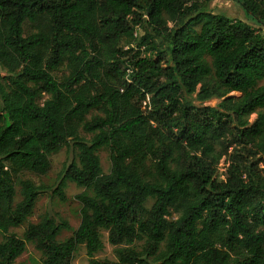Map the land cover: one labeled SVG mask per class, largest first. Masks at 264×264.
Segmentation results:
<instances>
[{
	"label": "trees",
	"instance_id": "16d2710c",
	"mask_svg": "<svg viewBox=\"0 0 264 264\" xmlns=\"http://www.w3.org/2000/svg\"><path fill=\"white\" fill-rule=\"evenodd\" d=\"M211 1L0 0V264L27 241L43 264L81 244L89 264H264V0H232L236 17ZM64 146L54 191L86 188L78 228L9 233L45 191L21 178L16 202V179ZM103 231L115 260L95 257Z\"/></svg>",
	"mask_w": 264,
	"mask_h": 264
},
{
	"label": "rangeland",
	"instance_id": "374dc122",
	"mask_svg": "<svg viewBox=\"0 0 264 264\" xmlns=\"http://www.w3.org/2000/svg\"><path fill=\"white\" fill-rule=\"evenodd\" d=\"M210 9L215 13H223L231 17L239 16V11L236 4L232 0H212L210 3ZM200 24L195 25L196 29H199ZM30 29V25H26V30ZM66 70L62 67L55 74L57 78L61 79L65 74ZM5 71L0 66V75L3 76ZM264 83V79L261 84ZM230 95H239L237 92H233ZM195 96V94L193 95ZM221 99L214 98L207 101H197L194 103L198 105H211L216 106L219 104ZM264 110V109H263ZM256 114H251L250 122H254ZM82 135L90 138V134L82 132ZM103 171L108 173L111 168L110 161V151L108 148H101L98 151ZM71 153H68L66 146L60 149L58 152L50 155L51 167L46 174L38 175L29 171H24L18 179H16V190L17 197L16 202L21 199L20 195V183L19 179H31L36 184L45 187V191L42 192L33 208L31 215L28 216L26 221L19 226H12L9 228V233H15L19 237H23V233L27 228L29 223L38 222L42 217L49 216L55 218L58 222L66 221L69 225L68 228H62L59 234V239L64 240L70 237L73 232L78 228L81 222V208L82 204L76 197L78 194L86 191V188L78 186L75 182L66 179L65 185L63 187L65 193V199L62 200L54 191L59 177H61L62 170L69 163ZM224 160L221 161L218 170L217 177L219 179L223 178L224 171ZM92 193V191H90ZM152 200L148 203L151 205ZM5 239V234L0 232V242ZM102 239L104 242V247L95 254L98 259H110L115 260L114 246H112L108 241V232H102ZM89 256L86 252L85 245L81 244L78 246L74 254L73 264H89ZM14 264H43L41 251L30 241L26 242L25 251L16 259Z\"/></svg>",
	"mask_w": 264,
	"mask_h": 264
}]
</instances>
